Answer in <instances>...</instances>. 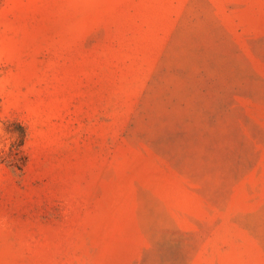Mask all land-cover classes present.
<instances>
[{
  "label": "rangeland",
  "instance_id": "374dc122",
  "mask_svg": "<svg viewBox=\"0 0 264 264\" xmlns=\"http://www.w3.org/2000/svg\"><path fill=\"white\" fill-rule=\"evenodd\" d=\"M0 264H264V0H5Z\"/></svg>",
  "mask_w": 264,
  "mask_h": 264
},
{
  "label": "trees",
  "instance_id": "16d2710c",
  "mask_svg": "<svg viewBox=\"0 0 264 264\" xmlns=\"http://www.w3.org/2000/svg\"><path fill=\"white\" fill-rule=\"evenodd\" d=\"M4 1L5 0H0V7L3 5ZM15 124V128L11 131L16 134V139L11 144L9 151L5 154L3 160L8 162L15 170L22 171L27 162V156L23 149L27 138V129L19 122H16Z\"/></svg>",
  "mask_w": 264,
  "mask_h": 264
}]
</instances>
